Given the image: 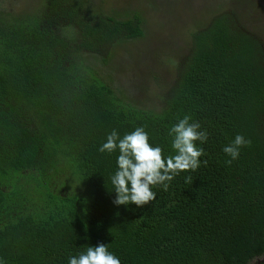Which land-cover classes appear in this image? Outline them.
Instances as JSON below:
<instances>
[{
	"label": "trees",
	"instance_id": "16d2710c",
	"mask_svg": "<svg viewBox=\"0 0 264 264\" xmlns=\"http://www.w3.org/2000/svg\"><path fill=\"white\" fill-rule=\"evenodd\" d=\"M37 2H0V262L68 264L104 243L121 264H264L261 36L235 10L216 12L192 31L171 81L148 70L132 93L98 65L144 34L139 15ZM185 115L207 132L195 142L200 166L167 191L153 186L146 205L113 204L119 151L98 150L107 135L143 127L167 157L169 129ZM237 134L251 145L229 165L223 148Z\"/></svg>",
	"mask_w": 264,
	"mask_h": 264
},
{
	"label": "rangeland",
	"instance_id": "374dc122",
	"mask_svg": "<svg viewBox=\"0 0 264 264\" xmlns=\"http://www.w3.org/2000/svg\"><path fill=\"white\" fill-rule=\"evenodd\" d=\"M94 7L115 17L139 15L144 34L109 47L112 61L102 63L100 70L112 69L120 87L129 86L132 93L148 70L158 72V82L174 76L176 64L188 52L192 31L203 27L212 15L224 9L243 16L246 27L264 42V0H91ZM15 11L33 8V0H0ZM30 6V7H28ZM170 58V61L168 60ZM93 60V58H91ZM113 73V72H111ZM140 78V79H139ZM151 76L148 78V80ZM154 86V81L149 80Z\"/></svg>",
	"mask_w": 264,
	"mask_h": 264
},
{
	"label": "clouds",
	"instance_id": "9594fccd",
	"mask_svg": "<svg viewBox=\"0 0 264 264\" xmlns=\"http://www.w3.org/2000/svg\"><path fill=\"white\" fill-rule=\"evenodd\" d=\"M190 120L191 117L185 115L169 129L171 147L175 154L167 157H164L160 146L149 143L148 133L143 127H136L122 138L115 129L107 135L106 142L98 150L108 153L117 149L119 151L116 158L117 170L111 177L115 191L113 204L126 206L131 203L137 207L146 205L156 198L153 186L160 185L167 191L168 182L176 175L183 171H195L200 166L199 158L204 155V150L197 147L195 142H206L207 132L200 130L198 121L190 123ZM250 145V139L237 134L223 148L224 153L231 157L226 163L230 165L232 160L238 158L241 147ZM186 182L191 183V177H187ZM68 264H121V261L108 251L107 244L98 243L96 246H89L79 256L69 257Z\"/></svg>",
	"mask_w": 264,
	"mask_h": 264
}]
</instances>
